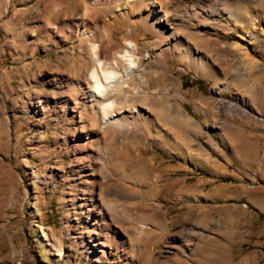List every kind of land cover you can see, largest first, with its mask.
I'll list each match as a JSON object with an SVG mask.
<instances>
[{
	"label": "rangeland",
	"instance_id": "rangeland-1",
	"mask_svg": "<svg viewBox=\"0 0 264 264\" xmlns=\"http://www.w3.org/2000/svg\"><path fill=\"white\" fill-rule=\"evenodd\" d=\"M100 1L0 0V264H264V0Z\"/></svg>",
	"mask_w": 264,
	"mask_h": 264
},
{
	"label": "bare ground",
	"instance_id": "bare-ground-1",
	"mask_svg": "<svg viewBox=\"0 0 264 264\" xmlns=\"http://www.w3.org/2000/svg\"><path fill=\"white\" fill-rule=\"evenodd\" d=\"M103 1L105 3H107L108 6L110 5V3H111V5L113 4L112 3L113 0H110L109 2L107 0H103ZM114 1L116 3L122 2L121 6L123 8H128L131 5V2L133 0H114ZM95 2L101 3L102 1L95 0ZM107 4H105V5H107ZM153 8H154V6H153ZM156 11L158 13L161 12L159 10H156ZM127 16H129V15H127ZM231 17H233V14H230V18ZM127 18L129 19V17H127ZM128 19H127V21L131 22ZM162 19L161 20L165 21L166 23H168L170 21L169 15H167V14L164 15V17H162ZM100 33L102 34V32H100V30H98V31H96L95 34L88 32L85 35V37L88 38L87 41L90 44L89 46H90V49L94 55V59H96V62L92 68V71L90 70L91 71L90 77L86 78V83H88L90 86L89 98H90L91 102L96 104L98 106V109L101 108L102 113L104 115L108 116L109 113H112L110 111H112L113 109H116L115 108L116 106L123 104L124 99L123 98H122L123 100L121 99L122 95L120 96L119 93L123 92L124 86H126L125 80H127V82L129 80V81L135 82L134 84L142 85L144 83V79L142 76H139L140 74L135 75L134 70H131L132 69L131 67H125V73L124 74L118 73L119 68L120 67L122 68V66L125 65V64L123 65V63H126L128 61L131 64H134L133 63L134 61H132V58H133L132 57L133 55L131 54L132 51L131 52L130 51L125 52V54L122 55L120 58L117 56L116 57L110 56L107 53L108 50L106 49V46H104L102 43L98 44V42H99L98 38H99ZM100 42H101V39H100ZM106 54H107V57L105 59H103ZM102 56H103V58H102ZM103 80H105V81H103ZM127 92H129V90H127ZM124 95H123V97H125Z\"/></svg>",
	"mask_w": 264,
	"mask_h": 264
}]
</instances>
